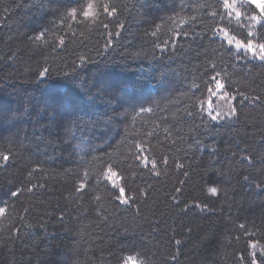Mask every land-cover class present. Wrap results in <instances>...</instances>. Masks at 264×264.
Returning a JSON list of instances; mask_svg holds the SVG:
<instances>
[{
	"label": "trees",
	"instance_id": "trees-1",
	"mask_svg": "<svg viewBox=\"0 0 264 264\" xmlns=\"http://www.w3.org/2000/svg\"><path fill=\"white\" fill-rule=\"evenodd\" d=\"M88 2L0 0V151L11 149L9 161L0 159V264H122L126 256L163 264L177 252L175 264H238L241 253L246 264L250 240L264 259V189L252 184L264 183V165L233 155L264 152V105L241 106L238 96L239 119L219 121L200 108L211 106L210 59L231 90L264 98V65L234 47L226 54V40L209 32L223 27L245 39L241 28L221 0H96V23L82 15ZM103 3L116 14L103 13ZM106 161L136 195L132 204L115 200ZM183 171L191 178L180 185ZM221 173L227 196L208 198L202 187L227 183ZM82 180L87 191L74 193ZM177 186L181 200H208L215 214L182 212L168 198Z\"/></svg>",
	"mask_w": 264,
	"mask_h": 264
},
{
	"label": "snow or ice",
	"instance_id": "snow-or-ice-1",
	"mask_svg": "<svg viewBox=\"0 0 264 264\" xmlns=\"http://www.w3.org/2000/svg\"><path fill=\"white\" fill-rule=\"evenodd\" d=\"M103 13L105 14H116V9L114 7H110L108 3H103L100 6ZM208 7L213 8L214 10L211 12L212 17H220L221 20L224 19V16H221L219 8H216L214 5H209ZM220 8L224 10V15L231 21L234 20L235 23L241 28L243 33L245 34V39H240L236 35H233L228 28H210L209 32L214 35L222 36L224 40H226L228 49L225 50L226 54H230V50L234 47L238 53H243L241 59L247 60V56L250 54L252 59L259 60L261 65H264V38L260 37V29L264 28V0H221ZM83 17L92 20L93 23H96L98 20V7L96 0H89L86 7L82 9ZM77 16V9H71V17L74 19ZM107 28V25H103ZM155 36V32L152 33ZM179 36V34H177ZM45 37V32L41 31L37 36V40H43ZM207 38V35L205 36ZM59 43L63 45L65 43L63 38H60ZM221 60L224 59L223 56L220 57ZM217 63L213 62L211 59L208 61V71L206 75L208 76L209 87L207 89L208 96L211 97L210 107L209 101H200V108L205 111L206 116L210 118L211 121H219L221 119H230L237 120L239 119L240 113L238 111V107L236 105L237 97L241 101V106L244 105L245 102L251 103L252 105L260 104L264 105V98L260 95L249 96L245 94V90H231L233 85L230 82V78L224 76L222 71L217 70ZM49 72L47 67L43 68L38 75L45 76ZM198 87V85H197ZM218 100L219 104H214V101ZM206 104V109H205ZM196 105L193 104V108ZM145 112H151V108L142 109ZM261 143L264 144V137L261 138ZM134 147H138L134 145ZM11 149L7 150V152L0 151V159L7 162L10 159V155L7 154ZM140 151H143V148H140ZM215 151V150H213ZM234 157L238 156L241 163H247L251 167H255L257 162L261 165H264V152L261 153H249L247 149L243 150L242 154H233ZM138 163H143L145 167H148L149 163L153 170L157 167V161L155 159L149 161L147 156H140L137 154L136 156ZM161 162L164 165L168 164L167 157H161ZM107 167V180L112 182V186L116 192L115 200L118 201L122 205H130L136 200V195L129 196L127 189L122 186V184L116 183V177L119 175L118 172L113 170V167L110 162L106 161ZM176 167L180 169H184V164H178ZM89 172L83 173V179L86 180L90 175ZM31 175V174H30ZM161 172L156 170L155 176L160 177ZM221 175L225 178L227 183H219V184H209L206 183L202 187V192L208 198L220 199L222 196H227L228 187V176L227 174L221 173ZM183 176L185 179L179 181L180 185H185L188 183V180L191 178L190 173L188 171H183ZM122 179V178H121ZM244 181H250L251 177L249 175L243 176ZM252 184L256 188L264 189V183L257 182L255 180L252 181ZM37 185L33 184L32 187H20L18 189L12 190L10 195L12 197L18 198L23 195L25 191L32 192ZM88 189V184L85 182L79 183L78 185H74V193L83 194ZM139 195L147 198L150 195V192H140L137 190ZM183 196V188L175 187L173 192L169 194V199L172 201L173 205L181 208V211L187 213L191 209H199L201 213H207L210 215H214L215 211L209 206L208 200H201L199 202L193 203L189 205L187 201L181 200L179 197ZM100 199V197H96ZM4 214L6 209L2 208ZM139 212V208L136 209ZM238 227L243 230V232L248 235L250 238L254 235L248 231V228L244 223H240ZM191 230L189 229V232ZM239 239V237H237ZM176 245L179 246L181 241H175ZM259 242L255 240H250L249 247L252 249L246 264H264V259L257 256V247ZM261 256H264V245H260ZM179 253L172 254L167 257L163 264H175L177 262V256ZM245 255L241 253L238 258V264H245ZM144 264L143 261L138 260L137 257L134 256H126L122 260V264ZM152 264H156L155 261ZM202 264H209L207 260L202 261Z\"/></svg>",
	"mask_w": 264,
	"mask_h": 264
}]
</instances>
